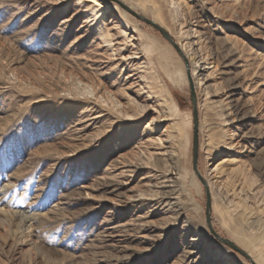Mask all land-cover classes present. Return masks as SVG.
Instances as JSON below:
<instances>
[{
	"label": "rangeland",
	"instance_id": "obj_1",
	"mask_svg": "<svg viewBox=\"0 0 264 264\" xmlns=\"http://www.w3.org/2000/svg\"><path fill=\"white\" fill-rule=\"evenodd\" d=\"M119 1L181 54L109 0H0V264H250L205 224L188 75L212 227L264 264V0Z\"/></svg>",
	"mask_w": 264,
	"mask_h": 264
},
{
	"label": "water",
	"instance_id": "obj_2",
	"mask_svg": "<svg viewBox=\"0 0 264 264\" xmlns=\"http://www.w3.org/2000/svg\"><path fill=\"white\" fill-rule=\"evenodd\" d=\"M110 2H113L117 4L124 12L131 15L138 21H141L149 26H151L153 29L158 31L160 35L165 39L169 44H171L175 50L181 54L180 48L177 46V44L173 41L172 37L167 33L163 28L156 25L151 20L145 18L141 14H138L137 12L133 11L130 7L127 5L121 3L119 0H109ZM189 78V86H190V97H191V103H192V118H193V137H192V171L195 174L198 181L201 183V185L204 187L205 190V224L209 230V232L213 235V237L224 246L228 247L229 249L235 251L242 257L246 258L250 264H254L251 258L243 251L241 250L237 245H235L232 241H230L227 238L221 237L212 227L211 222V197L208 191V185L206 180L201 176L198 170V151H199V143H198V119H197V108H196V101H195V93H194V87L191 82L190 76Z\"/></svg>",
	"mask_w": 264,
	"mask_h": 264
},
{
	"label": "bare ground",
	"instance_id": "obj_3",
	"mask_svg": "<svg viewBox=\"0 0 264 264\" xmlns=\"http://www.w3.org/2000/svg\"><path fill=\"white\" fill-rule=\"evenodd\" d=\"M132 7V6H131ZM134 7H132V9H133ZM125 16V15H124ZM153 43V42H152ZM153 45L157 48L158 46H157V44L156 43H153ZM159 48V47H158ZM166 54V53H165ZM165 54L164 53H162V51H161V55L163 56V57H165ZM211 212H212V208H211ZM255 249V248H254ZM249 253V252H248ZM249 255H251L250 253H249ZM248 255V256H249ZM256 262H257V260H256Z\"/></svg>",
	"mask_w": 264,
	"mask_h": 264
}]
</instances>
